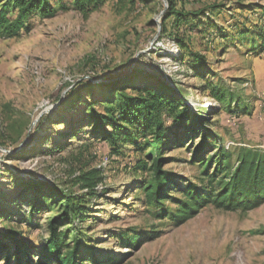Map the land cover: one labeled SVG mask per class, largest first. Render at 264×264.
<instances>
[{"label": "rangeland", "instance_id": "rangeland-1", "mask_svg": "<svg viewBox=\"0 0 264 264\" xmlns=\"http://www.w3.org/2000/svg\"><path fill=\"white\" fill-rule=\"evenodd\" d=\"M70 1L54 0L57 8L62 2L66 8L52 17H37L25 34L0 36V231L13 230L40 248L49 237V221L64 208L54 193L67 188L82 195L89 211L83 221L61 222L58 231L88 262L95 257L110 264H264V203L251 209L208 203L182 224L171 219L170 212L177 208L174 198L183 197L189 184L209 194L204 167L194 160L199 134L164 153L162 167L176 180L169 184L170 196L154 207L147 204L142 189L152 171H135L124 157L112 155L107 142L90 133L88 120L92 98L113 95L101 85L110 82L103 79L132 68L126 72L129 83L142 84L157 76L173 84L191 108L208 117L205 126L213 135L207 140L233 157L242 146L264 150V52L253 56L246 44H229L224 53L205 55L208 69L216 74L198 76L182 54L174 56L176 42L162 35L163 0H106L87 15L73 9ZM181 1L188 9L221 2L225 12L238 11L233 10L236 0ZM251 1L264 4L245 3ZM214 18L222 25L220 17ZM176 33H184L196 51L217 45L218 39L208 40L207 33L202 36L186 27ZM82 79L99 81L88 88ZM210 79L240 87L251 114L228 115L205 90ZM86 143L88 148L82 146ZM131 149L127 145L124 151L138 155ZM84 164L103 169L97 195L71 180V173ZM130 229H155L158 235L131 246L124 242Z\"/></svg>", "mask_w": 264, "mask_h": 264}, {"label": "trees", "instance_id": "trees-1", "mask_svg": "<svg viewBox=\"0 0 264 264\" xmlns=\"http://www.w3.org/2000/svg\"><path fill=\"white\" fill-rule=\"evenodd\" d=\"M105 2L72 0L69 4L87 15ZM167 2L160 25L162 35L168 34V38L176 42L178 53L174 56L182 54V60H186L188 68L196 75L214 76L216 73L208 69L210 61L205 55L216 51L224 53L229 44H246L247 53L253 56H260L264 52V4L259 1L245 3V0H236L233 10H238L237 13L225 12L227 10L221 2H210L193 9H188L181 0ZM66 6L62 2L57 8L54 0H0V36L25 34L32 29L37 17H52L59 8ZM215 16L223 20L222 25L217 24ZM181 27L199 32L202 36L207 33L208 40L218 39L217 45H206V49L196 51L192 41H185L184 33L183 37L176 33ZM120 79H124L122 84L118 83ZM129 80L130 74L125 73L121 78L102 82L101 85L110 88L113 95L99 100L94 96L89 102L91 108L88 120L91 122L90 133L106 141L112 155L124 157L135 171H152V178L142 185L148 205L161 206L163 200L170 196L169 191L172 189L169 184H174L176 180L175 174L162 167L166 158L164 153L170 146L180 144L187 138L192 139L197 134L201 138L194 148L198 154L194 160L204 167L205 187L209 189V194L203 195L196 186L189 184L184 189L183 197L174 198L177 208L170 212L171 219L176 224H182L208 203L224 209H251L264 203V150L242 146L233 157L232 152L220 144L207 140L208 136L213 135L208 133L205 126L208 117L191 108L169 81H162L157 76H152L151 81L142 84L129 83ZM82 82L88 88L97 84L90 79H82ZM204 88L221 102L222 109L228 115L251 114V105L247 103L248 99L240 87L215 84L210 79ZM73 90L71 88L69 91ZM89 91L94 94L93 89ZM127 145L138 155H127L124 151ZM82 146L88 148V143ZM71 180L93 196L97 195V186L104 181V172L102 167L84 164L71 173ZM54 194L60 198L64 208L49 221L50 231L46 243L39 248L33 240L13 230L0 231V262L110 264L109 261L100 263L95 257L90 259V263L76 246L69 247L64 243V235L58 231L61 222L72 225L76 219L83 221L89 206L81 194L67 188L58 189ZM130 231L127 239L123 238L131 246L141 245L158 235L155 229ZM7 239L9 242L4 241Z\"/></svg>", "mask_w": 264, "mask_h": 264}, {"label": "water", "instance_id": "water-1", "mask_svg": "<svg viewBox=\"0 0 264 264\" xmlns=\"http://www.w3.org/2000/svg\"><path fill=\"white\" fill-rule=\"evenodd\" d=\"M163 1H164V3H165V6H164V8H165V7L168 5V2H167V0H163ZM131 69H132V68H130V69H128L127 71H124V72H122L121 69H118V70H119V71H118V72H119V73H118L119 75H116V76H114V77H111L110 79H103V78H99V79H101V80L103 79L104 81H107V82H108V81H111V80H113V79H116V78L120 77L121 75L125 74L126 72H129ZM99 79H98V80H94V79H93V81H94V82H95V81H99ZM65 90H66V89H64V91H65ZM64 91H63V92H64ZM64 93H65V92H64ZM64 93H62V96H63ZM59 102H60V99H59V100H58L53 106L57 105ZM25 140H26V139H25ZM23 143H24V141L20 144V146H21ZM20 146H19V147H20ZM19 147H18V148H19Z\"/></svg>", "mask_w": 264, "mask_h": 264}]
</instances>
